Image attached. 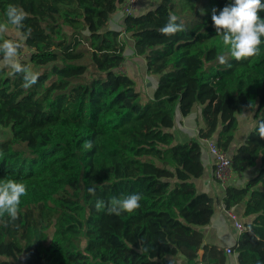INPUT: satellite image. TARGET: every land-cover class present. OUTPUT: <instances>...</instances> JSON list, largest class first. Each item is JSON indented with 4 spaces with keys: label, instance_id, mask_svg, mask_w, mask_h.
I'll use <instances>...</instances> for the list:
<instances>
[{
    "label": "trees",
    "instance_id": "1",
    "mask_svg": "<svg viewBox=\"0 0 264 264\" xmlns=\"http://www.w3.org/2000/svg\"><path fill=\"white\" fill-rule=\"evenodd\" d=\"M123 1L0 0V22L9 4L28 13L18 30L31 29L21 61L40 73L25 89L21 75L0 66V126L11 132L0 140V180L28 189L19 218L7 227L0 221V264L20 256L23 264L226 263L222 250L203 241L214 208L194 179L203 172L202 138L228 153L239 115L251 113V129L264 120V44L258 57L219 63L228 50L212 10L234 0H155L124 15L121 30L110 20ZM170 13L188 31L162 35ZM122 31L156 78L144 100L119 70ZM193 107L203 125L177 141L171 129ZM229 156L233 172L257 169L244 185L228 184L222 198L226 209L244 204L237 264H264V139L246 134ZM132 193L142 197L132 214L95 208L97 199Z\"/></svg>",
    "mask_w": 264,
    "mask_h": 264
},
{
    "label": "clouds",
    "instance_id": "2",
    "mask_svg": "<svg viewBox=\"0 0 264 264\" xmlns=\"http://www.w3.org/2000/svg\"><path fill=\"white\" fill-rule=\"evenodd\" d=\"M201 9V13H203ZM264 12L262 0H234V3L226 5L217 14L216 9L212 10L211 20L216 33L221 36L222 43L226 47L227 54L218 56L222 65L231 67L229 56L236 61L249 60L260 55V45L264 44ZM4 16L6 20L0 22V66L11 69V75H21L23 87H32L38 82L40 73L33 71L20 59L21 49L24 42L31 35V29L18 31L15 38L10 36V26L17 30L25 28L24 21L28 13L15 4L7 5ZM178 17L174 13L169 14L168 22L160 29L162 35L174 36L177 33L188 31L183 22L177 23ZM248 107L256 108L254 103ZM253 131L257 132L261 139H264V120L257 122L253 129L247 131V135ZM84 149L91 151L94 148L92 140H86ZM28 192L27 185L15 179L0 180V221L7 227L10 221L19 218L22 197ZM89 193L95 195V189L89 188ZM142 197L139 193H132L122 198L112 197L107 202L97 199L95 208L97 211H105L107 214L119 216L122 212L134 213L141 207ZM7 217L5 220L4 218Z\"/></svg>",
    "mask_w": 264,
    "mask_h": 264
},
{
    "label": "crops",
    "instance_id": "3",
    "mask_svg": "<svg viewBox=\"0 0 264 264\" xmlns=\"http://www.w3.org/2000/svg\"><path fill=\"white\" fill-rule=\"evenodd\" d=\"M152 3V6L154 5L155 0H146V3L143 0H139L136 9L138 8L137 13L144 12L147 9L151 8L149 6H146V4ZM145 9V10H144ZM136 12V11H135ZM123 15L119 11H117L115 14L112 15V18L110 20V25L118 28L119 25L123 23ZM124 33V32H123ZM125 36L128 35L127 33L124 34ZM121 40L124 42V60L122 63H125V67L128 70V73L130 74V77L135 81L138 82V80L141 78V76H146V79H151V82H147L148 85H151L150 90H146L147 95H143V98H146L147 96H150L154 84L156 82L155 76H150L146 73L145 67H144V59L143 57L137 55L134 53L133 50V42L129 36V38ZM121 63V64H122ZM139 68V69H138ZM141 70L142 74H139V71ZM197 110L195 107H193L190 114L186 116H178L175 126L173 127L172 132L175 135V138L177 141H187L190 138L197 135V128L199 126H202V122L198 120L197 117ZM254 124L251 126H248L247 131L253 127ZM240 128L238 127V130L235 133V137L231 143L230 150L228 151L229 154H231V150H233L239 143L243 142L247 131L241 136V133L239 132ZM239 132V135H238ZM202 152H201V159L203 162V172L202 175L198 178L194 179V183L196 185V188L199 192H206L212 199V204L214 208L213 215L211 217L210 222L201 227L202 233H203V241L209 245L215 246L217 249L222 250L225 254L226 263L225 264H237V257L236 253L233 251V247L236 244L238 235L240 232H238L234 226L232 221L224 214V206L222 202V198L224 195L225 189H223L220 185V183L214 179L213 177V158L212 155L206 150V147L204 146L202 142ZM257 169H250L248 171H245L243 173H236L232 171L231 178L229 180L228 184L235 185V186H242L244 185L248 178L255 174ZM244 204L243 202L231 207L230 209L233 210L241 219L242 222H244V219L241 217V212L243 210ZM226 248H231L232 252L227 253Z\"/></svg>",
    "mask_w": 264,
    "mask_h": 264
},
{
    "label": "built area",
    "instance_id": "4",
    "mask_svg": "<svg viewBox=\"0 0 264 264\" xmlns=\"http://www.w3.org/2000/svg\"><path fill=\"white\" fill-rule=\"evenodd\" d=\"M124 6L122 8L124 15H129L134 12L138 0H124ZM27 49L25 45H23ZM29 52V50L27 49ZM206 150L212 155L213 160V177L217 180L221 187L225 189L228 185L232 175L231 170V157L225 151H221L213 138H202L201 139ZM224 214L232 221L234 228L240 232L243 230V222L239 216L231 209L224 208ZM226 252H232L231 248H226ZM201 264V263H197Z\"/></svg>",
    "mask_w": 264,
    "mask_h": 264
},
{
    "label": "rangeland",
    "instance_id": "5",
    "mask_svg": "<svg viewBox=\"0 0 264 264\" xmlns=\"http://www.w3.org/2000/svg\"><path fill=\"white\" fill-rule=\"evenodd\" d=\"M143 1L146 3V0H143ZM123 6H124V3H122L119 6V10L122 13V15L124 16L123 10H122ZM146 6H148V8H149V6L150 7L152 6V3H148V4H146ZM135 11L137 12L138 11V8L137 9L136 8L134 9V13H135ZM117 29H121L122 30L121 25ZM17 32H18L17 29H15L14 27L10 26V35L11 36L16 37ZM125 33L126 32L123 33V31H122L120 33V35H119V38L120 39L121 38H123V39L129 38V35H126V36L124 35ZM27 54H28L27 49L25 47H23L21 49L20 59H24V58L26 59L27 58ZM94 68L95 67L93 65L91 67H89V72H91ZM31 70H32V68H31ZM119 70L125 72L126 74H128L130 76V74L128 73V70L125 67V63H122L120 65ZM139 72H140L139 74H142L141 73L142 72L141 70ZM145 77L146 76H144V73H143V76H141V78L138 80V82H135L134 81L136 88L138 90H140V92L143 95H147L146 94V90H150L151 89V85H148L147 84V82H151V79H146ZM143 95H141V98L144 100ZM238 121H239V128H240L239 132L241 133V136L247 131L248 126H251L252 124H254V120H253L252 115H251L250 112H246V113H244L242 115H239L238 116ZM239 132H238V135H239ZM10 134H11V132H10L9 128L0 126V140L9 137ZM13 264H23V257L20 256L17 261H14L13 262Z\"/></svg>",
    "mask_w": 264,
    "mask_h": 264
}]
</instances>
